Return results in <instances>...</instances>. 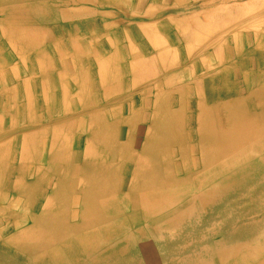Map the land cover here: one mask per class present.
Returning a JSON list of instances; mask_svg holds the SVG:
<instances>
[{"label": "bare ground", "instance_id": "obj_1", "mask_svg": "<svg viewBox=\"0 0 264 264\" xmlns=\"http://www.w3.org/2000/svg\"><path fill=\"white\" fill-rule=\"evenodd\" d=\"M90 1L0 0V264H264V0L222 76L112 104Z\"/></svg>", "mask_w": 264, "mask_h": 264}, {"label": "crops", "instance_id": "obj_2", "mask_svg": "<svg viewBox=\"0 0 264 264\" xmlns=\"http://www.w3.org/2000/svg\"><path fill=\"white\" fill-rule=\"evenodd\" d=\"M90 2L76 8H89L92 12L89 28L83 30L84 33L79 37L80 41L90 44L88 57L92 67L88 72V87L92 96L99 99V103L105 101L111 104L117 102L123 94L107 96L104 93L107 88H156L160 91L159 88L163 85V89L175 92L177 88H183L185 85L203 87L209 67L217 72L218 76H222L223 71L218 63L224 61L226 43L231 41L233 44L229 45L233 54H227L235 56L239 25L242 20L244 22L254 14L247 13V9L250 11V0L243 3H236V0ZM241 8H247L243 14L240 12ZM51 22L56 25H68L80 21L56 17ZM98 63H107L109 69L101 70ZM232 63L240 82L238 61L234 58ZM102 73L110 75L108 85L103 83ZM182 74H186L185 78L178 80Z\"/></svg>", "mask_w": 264, "mask_h": 264}, {"label": "rangeland", "instance_id": "obj_3", "mask_svg": "<svg viewBox=\"0 0 264 264\" xmlns=\"http://www.w3.org/2000/svg\"><path fill=\"white\" fill-rule=\"evenodd\" d=\"M237 1V0H236ZM238 1H241L242 3L245 1V0H238ZM155 252V251H154Z\"/></svg>", "mask_w": 264, "mask_h": 264}]
</instances>
